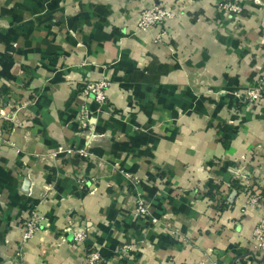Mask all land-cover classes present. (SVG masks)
<instances>
[{
	"label": "crops",
	"instance_id": "crops-1",
	"mask_svg": "<svg viewBox=\"0 0 264 264\" xmlns=\"http://www.w3.org/2000/svg\"><path fill=\"white\" fill-rule=\"evenodd\" d=\"M222 1L0 0V264H83L88 249L97 264L251 257L258 209L232 173L264 194V102L235 95L264 72V7L237 0L229 18ZM156 2L183 9L161 42L136 27ZM84 78L109 81L104 104ZM138 199L156 223L134 214ZM31 207L41 230L21 244Z\"/></svg>",
	"mask_w": 264,
	"mask_h": 264
},
{
	"label": "built area",
	"instance_id": "built-area-1",
	"mask_svg": "<svg viewBox=\"0 0 264 264\" xmlns=\"http://www.w3.org/2000/svg\"><path fill=\"white\" fill-rule=\"evenodd\" d=\"M237 11L234 13L239 14V6L230 5L224 3L220 6L219 12L226 14ZM173 14L166 8L159 4H151L148 6H142L139 9L138 17L136 19V27L141 31H150L151 28H160L159 32L154 35L156 42L162 41V36L164 33V25L166 20L170 18ZM249 83V87L252 89L248 91V94L240 98L241 102H250L255 105H260L264 102V72L255 78L252 83ZM109 85V81L100 78L96 80H91L84 78L79 80V89L84 97H90L98 105L104 104L107 99L106 89ZM1 114V113H0ZM2 115V114H1ZM89 112L86 108L83 109L81 123L85 127L88 122ZM91 127V126H90ZM92 128V127H91ZM90 129V128H89ZM3 128L0 127V141L2 139ZM67 155L72 157H87L88 151L86 148H61ZM250 177L248 172H241L236 169L232 173L233 180L238 183V190L243 194L244 205L252 206L258 209V216L253 227L252 237H251V257L245 262L236 261L233 264H264V194L258 191L252 183L245 182L244 178ZM251 178V177H250ZM78 188L86 192H90L93 189V178L92 177H77ZM134 214L143 218H146L149 223H156L157 219L150 214L149 207L142 201L138 199L137 205L134 209ZM43 215L37 207H31L28 209L26 214L22 219L23 233L21 236L20 243L26 242L28 239L33 237L37 232L41 230ZM70 230L72 240L75 243H83L86 238V232L84 229L75 228L70 222L67 225ZM129 246H124L122 248L123 253L127 251ZM20 254V252H18ZM100 254L92 249H88L84 254L83 264H97L100 261Z\"/></svg>",
	"mask_w": 264,
	"mask_h": 264
},
{
	"label": "rangeland",
	"instance_id": "rangeland-1",
	"mask_svg": "<svg viewBox=\"0 0 264 264\" xmlns=\"http://www.w3.org/2000/svg\"><path fill=\"white\" fill-rule=\"evenodd\" d=\"M252 1H253L254 3L256 2L257 4H261L262 7H264V2H263V1H261V0H252ZM224 3L230 4V5L239 6L240 10H242V7H241L240 3H238L237 0H224V1H222V2H220V3L218 4V11L220 10V6H221L222 4H224ZM151 4H153V3H151ZM151 4H147V5H145V6H148V5H151ZM154 4H159V5H161L162 7L168 9V10L173 14V15H172L170 18H168L167 20L172 19V18H174L175 16H177L181 10L183 11V9L173 8V7H168V6H166L165 4H162V3H160V2H156V3H154ZM234 12H237V11H233V12H231V13H226L225 15H226L227 17H229V18H231V17H233V16H234V18H235V15H236L237 13H234ZM240 12H241V11H240ZM167 20H166V21H167ZM253 80H254V79H253ZM253 80L250 81V84L252 83ZM241 86L243 87V92H241V93H237V94L235 95V97L238 98V99H240V98L246 96V95L248 94V91H251V90H252V89L249 87V83H248V84H246V83L241 84ZM234 94H235V92H234Z\"/></svg>",
	"mask_w": 264,
	"mask_h": 264
}]
</instances>
